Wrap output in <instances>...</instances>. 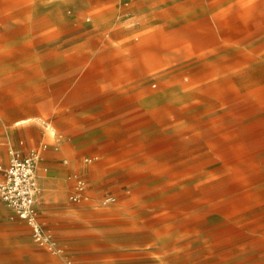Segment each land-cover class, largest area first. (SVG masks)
<instances>
[{
  "label": "rangeland",
  "instance_id": "obj_1",
  "mask_svg": "<svg viewBox=\"0 0 264 264\" xmlns=\"http://www.w3.org/2000/svg\"><path fill=\"white\" fill-rule=\"evenodd\" d=\"M21 139L75 264H264V0H0V159ZM31 233L0 199V264H55Z\"/></svg>",
  "mask_w": 264,
  "mask_h": 264
},
{
  "label": "built area",
  "instance_id": "obj_2",
  "mask_svg": "<svg viewBox=\"0 0 264 264\" xmlns=\"http://www.w3.org/2000/svg\"><path fill=\"white\" fill-rule=\"evenodd\" d=\"M48 147L46 143L30 148H12L7 162L0 160V199L10 207L14 214L24 219L31 226L34 243L59 259L58 264H75L72 255L62 245L53 231L40 219L38 195L40 186L37 167L42 152ZM70 199L79 202L86 197V182L77 175ZM116 197L109 195L103 199L104 204L112 203Z\"/></svg>",
  "mask_w": 264,
  "mask_h": 264
},
{
  "label": "crops",
  "instance_id": "obj_3",
  "mask_svg": "<svg viewBox=\"0 0 264 264\" xmlns=\"http://www.w3.org/2000/svg\"><path fill=\"white\" fill-rule=\"evenodd\" d=\"M70 77L72 78L71 79V87H70V90H66V91H64V92H66V93H68V92H71V93H78V91H79V80H78V76H77V73H76V71H73V66H72V68H71V72H70ZM75 80V81H74ZM29 118H22V119H20V120H18V122L19 121H22V122H25V121H27ZM41 143H46L48 146H49V143L48 142H44L43 140L42 141H40V143L38 144V145H40ZM66 145V147H68V144L70 145L69 147L70 148H72V149H76L77 150V146H78V143H77V141H76V139L75 138H72L70 135L69 136H66L64 133H60V134H57V136H56V140H55V142H54V144H52L53 146H54V148L56 149V150H59L61 147H62V145ZM37 145V146H38ZM30 147H32V146H29L27 143H25V141L23 140V139H21V140H19V142L14 146V145H12L11 146V149L12 148H30ZM33 147H35V146H33ZM47 150V148L45 149V150H43V152H42V157H41V160L43 159V155H44V152ZM61 152V151H60ZM10 153V152H9ZM10 156V155H9ZM8 159H9V157H8ZM8 159L7 160H1L2 162H7L8 161ZM37 176H38V182H39V186H40V181H39V175H38V167H37ZM41 189V188H40ZM41 192V191H40ZM40 194V193H39ZM39 196V195H38ZM12 210V209H11ZM58 238V237H57ZM32 241H33V239H32ZM59 241H60V239H59ZM34 242V241H33ZM61 242V241H60ZM62 243V242H61ZM62 245H64L63 243H62ZM58 262H59V259H58V257L57 256H54V263L55 264H58Z\"/></svg>",
  "mask_w": 264,
  "mask_h": 264
}]
</instances>
